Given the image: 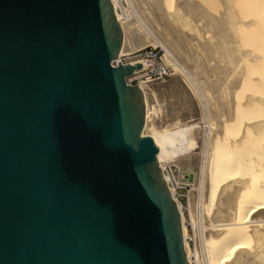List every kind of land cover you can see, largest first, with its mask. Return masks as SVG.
I'll return each mask as SVG.
<instances>
[{
    "label": "water",
    "instance_id": "water-1",
    "mask_svg": "<svg viewBox=\"0 0 264 264\" xmlns=\"http://www.w3.org/2000/svg\"><path fill=\"white\" fill-rule=\"evenodd\" d=\"M123 46L112 0H0V264H191Z\"/></svg>",
    "mask_w": 264,
    "mask_h": 264
},
{
    "label": "bare ground",
    "instance_id": "bare-ground-1",
    "mask_svg": "<svg viewBox=\"0 0 264 264\" xmlns=\"http://www.w3.org/2000/svg\"><path fill=\"white\" fill-rule=\"evenodd\" d=\"M112 1L124 31L119 57L161 47L173 73L181 74L158 88L140 83L147 105L144 134L160 147L162 170L170 145L154 121V106L163 112L161 99L177 94L182 112H197L206 124L202 152L180 158L178 167L199 179L200 206L210 223L204 238L209 264H264V0H256L258 10L251 5L255 17L247 14L242 21L234 0H130L128 8L122 0ZM239 38L252 49L240 50ZM246 87L255 92L243 96ZM179 151L183 155V148ZM177 202L188 258L195 264Z\"/></svg>",
    "mask_w": 264,
    "mask_h": 264
},
{
    "label": "rangeland",
    "instance_id": "rangeland-1",
    "mask_svg": "<svg viewBox=\"0 0 264 264\" xmlns=\"http://www.w3.org/2000/svg\"><path fill=\"white\" fill-rule=\"evenodd\" d=\"M241 1H242V3H239L238 0H236V1L234 0V2H235L234 6L236 9V12H238L239 14L241 12V14L238 16L239 21H242V19H246L248 15L254 16L255 13H253L254 10L252 7L254 6L256 8V10H258L259 9V3H260L258 1L259 2L258 7H256V4H255L256 0H252V2H251V0H244V1L241 0ZM245 1H247V2H245ZM122 2L124 3L125 7H127V8L131 5L130 0H122ZM243 2H245L246 5L249 4L250 8L247 7L245 4H243ZM252 3H254V4H252ZM251 5H253V6H251ZM238 6H239V9H238ZM241 7L243 9L244 8L245 9L243 10ZM251 8H252V11L250 10ZM240 9L245 11L246 15H245V12L242 13L243 11H239ZM250 11L252 12L251 14H250ZM249 16H248V18H249ZM238 34H239V31H238ZM248 36H250V34L247 33V37ZM240 37H242V35ZM242 41L244 42L243 37H242ZM243 42H241V39L239 38L238 44H239L240 50L242 48L241 46H245V44H244L245 42L244 43ZM156 48H161V47H156ZM243 48H245L246 51H248L249 49H252V46H245ZM243 48H242V50H243ZM241 65L243 66L244 64H241ZM260 70L262 72L264 71V65ZM174 74L175 73H173L170 78H167L165 80L153 83V86L155 88H158L162 84L170 83L171 80L176 76L181 77V74H178V73L175 75ZM256 77H258V75H256ZM248 88L249 87H246V89L241 92V93H244V94H242L243 96L249 95L248 91L249 92L252 91V93L255 92L253 90H250V88L248 90ZM252 93H250V94H252ZM176 95L177 94H174V96H173L169 93L167 95L168 97L166 96V97L162 98L161 102H162V106H163V112H159L158 109L154 106V111H153L154 115L153 116L155 118L154 117L153 118L155 119L154 120L155 123L157 125H159L158 127L162 126V127H160L161 131L163 132L162 133V139L169 141L170 146L168 147V150H167L166 154L164 155L163 161L166 163V165H168L167 167L172 168V170L175 172V182L177 183L178 187L180 188L179 194L181 196H183L182 198H180V201L182 203V207H183L185 218H186V225H187V229H188V242H189V247H190V250H191L193 258H194V262H195V264H209L208 257H207V251H206L205 243H204L205 242L204 238L208 237L210 234L209 233L210 232V223L207 220H205L204 211L202 210L203 209L202 205L200 206V204H202L201 203L202 199H201V189H199L200 187L198 184L199 179H198L196 172L186 171V170H183L180 167H178V163L180 161V158H183L185 156L196 155V154H199L202 152V148H203L202 143H204V139L202 136H204L203 131H205V129H206V124H205V122H203L201 120V118H199V114L197 112L193 113L194 115L192 113H190V114L183 113L182 112L183 108L180 107L181 105L178 104L179 97H177ZM171 97H173V98H171ZM174 102L177 103L176 104L177 106L175 105L174 109L178 107V109L180 108L179 111L177 109L174 110L173 106L171 107L172 104H175ZM155 112H156V114L158 112L160 114L158 113L159 115L158 114L156 115ZM160 115H162V116H160ZM181 118H183V119H181ZM176 122H178L177 125H176ZM180 148H183V151H182L183 155H181V152L179 151ZM191 193L194 195L193 196V198H194L193 199V204H194L193 208L195 207L194 208V212H195L194 213V219H195L194 222L195 223H193V219L191 217L190 199H189ZM198 260H199V263L196 262Z\"/></svg>",
    "mask_w": 264,
    "mask_h": 264
},
{
    "label": "built area",
    "instance_id": "built-area-1",
    "mask_svg": "<svg viewBox=\"0 0 264 264\" xmlns=\"http://www.w3.org/2000/svg\"><path fill=\"white\" fill-rule=\"evenodd\" d=\"M122 10L120 9V12ZM119 62L122 65H138L143 64L144 68L136 71L134 75L127 77L126 81L129 85L139 86L140 83L146 82L149 84L159 82L170 78L173 74V70L165 61V51L162 48L148 47L138 52L129 55H123L112 62V66L117 68ZM164 177H168V186L175 200L180 201L181 196L179 194L180 188L175 182V172L170 167H166L163 170ZM174 191V192H173ZM181 202V201H180Z\"/></svg>",
    "mask_w": 264,
    "mask_h": 264
}]
</instances>
